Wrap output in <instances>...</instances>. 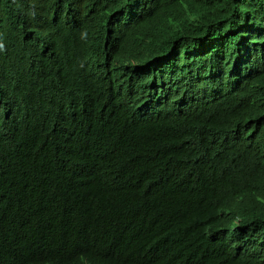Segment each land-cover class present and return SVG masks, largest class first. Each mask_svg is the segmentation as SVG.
<instances>
[{"label":"trees","instance_id":"trees-1","mask_svg":"<svg viewBox=\"0 0 264 264\" xmlns=\"http://www.w3.org/2000/svg\"><path fill=\"white\" fill-rule=\"evenodd\" d=\"M0 264H264V0H0Z\"/></svg>","mask_w":264,"mask_h":264}]
</instances>
